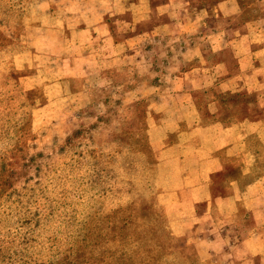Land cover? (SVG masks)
<instances>
[{
  "label": "crops",
  "instance_id": "1",
  "mask_svg": "<svg viewBox=\"0 0 264 264\" xmlns=\"http://www.w3.org/2000/svg\"><path fill=\"white\" fill-rule=\"evenodd\" d=\"M19 2L1 69L37 148L78 152L126 98L146 137L131 183L174 262L264 264V0Z\"/></svg>",
  "mask_w": 264,
  "mask_h": 264
},
{
  "label": "rangeland",
  "instance_id": "2",
  "mask_svg": "<svg viewBox=\"0 0 264 264\" xmlns=\"http://www.w3.org/2000/svg\"><path fill=\"white\" fill-rule=\"evenodd\" d=\"M23 9L0 0V264H177L178 245L145 225L131 183L130 162H140L131 153L146 137L135 134L144 119L122 112L131 106L126 98L106 94V130L93 117L73 137L80 149L72 155L37 148L26 106L9 104L17 89L4 78L2 51Z\"/></svg>",
  "mask_w": 264,
  "mask_h": 264
}]
</instances>
